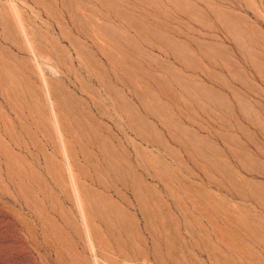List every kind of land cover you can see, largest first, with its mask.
<instances>
[{
    "label": "rangeland",
    "instance_id": "374dc122",
    "mask_svg": "<svg viewBox=\"0 0 264 264\" xmlns=\"http://www.w3.org/2000/svg\"><path fill=\"white\" fill-rule=\"evenodd\" d=\"M0 264H264V0H0Z\"/></svg>",
    "mask_w": 264,
    "mask_h": 264
}]
</instances>
